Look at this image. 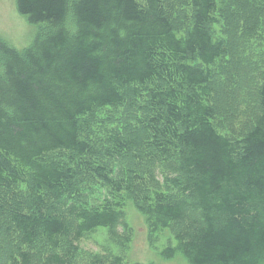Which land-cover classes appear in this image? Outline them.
<instances>
[{
    "label": "trees",
    "instance_id": "16d2710c",
    "mask_svg": "<svg viewBox=\"0 0 264 264\" xmlns=\"http://www.w3.org/2000/svg\"><path fill=\"white\" fill-rule=\"evenodd\" d=\"M15 4L38 32L0 39V264H77L129 198L163 261L264 264V0Z\"/></svg>",
    "mask_w": 264,
    "mask_h": 264
},
{
    "label": "rangeland",
    "instance_id": "374dc122",
    "mask_svg": "<svg viewBox=\"0 0 264 264\" xmlns=\"http://www.w3.org/2000/svg\"><path fill=\"white\" fill-rule=\"evenodd\" d=\"M37 32L35 26L18 14L15 0H0V39L19 50L27 48ZM261 44L260 47L259 43L251 46L253 57L262 58L264 55V43ZM242 126H233L234 130L230 132L238 136L242 133ZM156 173L159 179L161 172L158 170ZM124 216L126 224L118 230L116 238L112 239L105 231H99L80 242L77 264H90L95 256L96 259H106L112 255L121 256L124 264H187L181 257L172 261H163L159 257L160 248L166 244L165 237L158 241L150 238L144 218L136 211L131 198L126 201Z\"/></svg>",
    "mask_w": 264,
    "mask_h": 264
}]
</instances>
